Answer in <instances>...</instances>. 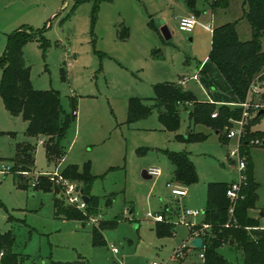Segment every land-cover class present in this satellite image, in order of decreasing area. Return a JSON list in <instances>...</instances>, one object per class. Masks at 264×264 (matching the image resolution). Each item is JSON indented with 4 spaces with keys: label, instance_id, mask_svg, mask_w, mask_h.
Returning <instances> with one entry per match:
<instances>
[{
    "label": "rangeland",
    "instance_id": "rangeland-1",
    "mask_svg": "<svg viewBox=\"0 0 264 264\" xmlns=\"http://www.w3.org/2000/svg\"><path fill=\"white\" fill-rule=\"evenodd\" d=\"M169 1L101 0L94 10V0L82 1L74 8L75 0H0V54L7 33L16 26H45L46 49L37 40H29L23 47L30 82L36 89L57 90L65 111L70 110L72 97L76 104V119L63 142L66 156L57 165L49 163L42 143L28 137L34 146L35 162L33 172L24 180L34 185L40 176L48 178L42 172H60L68 164L81 168L88 162L90 172L96 175L92 193L99 196L97 214L63 220L54 218L53 190L17 187L10 172V158L15 143L27 137L26 121L21 115L7 113L0 97V170L6 172H0V231L11 229L15 236L11 249L22 258V264H50L52 260L73 261L78 257L90 264L200 263L197 249L187 248L183 255L178 254L190 230L175 222L182 206L203 211L208 182L237 178L235 163L227 155L236 149L237 137L222 141L213 130L197 125L195 131L209 133L205 140L175 139V134H185L189 124L182 107L176 132L163 129L155 109L145 119L126 121L129 97L148 98L147 103L152 104L155 83L176 80L185 72L193 74L194 60L202 62L205 54L206 76L198 75L200 82L191 79L189 86L199 99L211 95L210 83L216 93L228 98L225 80L208 60L209 31L203 27L210 25L209 13L190 11L199 15L194 29L199 33L181 32L174 20L180 10ZM224 11L218 9L219 14ZM148 14L157 25L167 20L170 38L165 39L148 26ZM121 23L128 27L126 38L116 31ZM241 35V39L246 37L244 32ZM261 44L264 50V36ZM154 49H158L156 53ZM61 68L65 79L61 78ZM251 126V130L264 131V116ZM232 127L233 122L228 130ZM8 131L15 135L11 137ZM251 145L259 186L256 206L249 215L264 227V145L261 141ZM166 148L185 150L195 165L198 180L185 187L187 196L183 199L173 197L166 185L172 167L160 150ZM151 167L159 168L160 175L144 178L142 171ZM159 212L174 225L170 236L158 237L154 232L153 223L159 221L151 220L147 213ZM114 219L115 227L102 233L105 243L94 246L91 228L100 221ZM111 246L117 248L116 253ZM219 251L230 264H243V254L233 244H225Z\"/></svg>",
    "mask_w": 264,
    "mask_h": 264
},
{
    "label": "trees",
    "instance_id": "trees-1",
    "mask_svg": "<svg viewBox=\"0 0 264 264\" xmlns=\"http://www.w3.org/2000/svg\"><path fill=\"white\" fill-rule=\"evenodd\" d=\"M85 0H75L73 8ZM101 0H94V10ZM188 9L200 12L196 8L197 0H184ZM209 9L213 14L218 9H225L233 17L232 21L211 28V44L208 60L219 70L230 90L236 98V105L219 104L208 100H198L195 95L182 87L178 82L164 81L153 85L152 104L148 98L132 96L127 102V123H132L149 116L152 109L156 110L157 118L163 129L176 132L179 128V113L186 112L189 124L185 134H175V139L183 142L203 141L208 133L195 131V126H205L227 140V131L233 120L241 118L243 108L239 103L247 101L250 117L245 123L244 134L240 138V149L246 159V179L240 184L239 194L235 200H230L226 190L230 182L210 181L206 187V203L203 208L202 222L208 227L199 232L203 240L202 252L204 258L199 264H230L220 253L222 245L233 241V247L243 254V264H264V227L249 215L258 199V182L254 177L253 161L250 156L251 140L258 139L264 145V131L251 130V125L264 116L259 113L264 110V50L261 39L264 36V0H209ZM198 15V14H195ZM245 24L249 36L241 39L240 25ZM240 23V24H239ZM148 26L157 30L152 20ZM127 29L123 27V31ZM45 26L33 29L31 26H21L7 34L6 44L0 55V97L4 108L10 115H21L26 121L24 134L30 137L42 135L45 137L43 146L49 163L57 164L66 154L64 140L70 125L76 119V104L71 98L70 110L62 109L59 93L55 89H36L29 79V67L23 57V47L29 40H37L46 49L48 42L44 35ZM118 35L124 38L122 30ZM158 49H154L156 53ZM61 78L65 79L61 68ZM252 81L258 82L261 90L258 94L249 92ZM254 107V109H253ZM212 113H216L212 117ZM255 113V114H254ZM254 114V115H253ZM3 133V132H0ZM13 134V132H9ZM172 165L174 184L187 187L197 182L195 165L185 150L173 151L160 149ZM10 169L17 187L31 186L24 177L32 173L34 168V146L27 141L15 144V153L11 157ZM60 175L76 182L82 194L88 196L83 210L65 202L61 188L51 182L46 176H40L39 181L32 185L43 190H53V215L57 219H85L98 213L99 196L91 193L92 184L96 178L90 172L89 163L81 168L76 164L66 165ZM229 209H232L231 213ZM164 213V212H163ZM162 218H164L163 214ZM14 218L9 215V220ZM170 219H162L154 224L158 237L170 236L174 225ZM117 220L100 221L98 226L90 230L94 246L105 243L103 231L115 227ZM15 236L11 231L0 233V263L22 264V258L13 252ZM191 249V248H189ZM50 264H90L83 257L73 261H54Z\"/></svg>",
    "mask_w": 264,
    "mask_h": 264
},
{
    "label": "built area",
    "instance_id": "built-area-1",
    "mask_svg": "<svg viewBox=\"0 0 264 264\" xmlns=\"http://www.w3.org/2000/svg\"><path fill=\"white\" fill-rule=\"evenodd\" d=\"M196 24H197V16L193 13H188L186 15L180 16L177 19V28L181 32L190 33ZM205 27L210 28V25H205ZM194 78H196V76H194ZM248 90L251 94H258L261 90V87L258 84V82L252 81L249 85ZM238 105H240L243 108L241 118L232 121L234 123V127L230 128L226 135L227 138L236 136L238 139L236 149L229 151L227 154L228 157L230 158L229 161L235 163V168L237 171V178L230 182L226 190V195L230 200H235L238 197L240 184L243 183L246 179V169H247L245 155L242 154L240 149V138L244 134L245 123L250 117V108L252 109V107L247 101L239 103ZM215 115L216 113H212V117ZM258 143H260V140L258 139L250 141V144H258ZM146 173L151 177L159 176L160 169L156 167H151L146 171ZM46 174L48 175V179L51 182H53L55 185H58L61 188V192L63 194L66 203L73 205L81 210L85 208L86 202L83 201L82 193L79 189V185L76 182L63 178L60 175V173L57 171L49 172ZM166 185L170 189L172 196L175 198H181L183 196H186L187 194L186 188L184 186H180L172 182H167ZM231 211L232 209H229L230 213ZM147 216L151 220H155V221H161L163 219L160 213H155V214L147 213ZM200 216H203V211L197 209H188L183 206L181 207L180 214L175 224L178 223L187 226L188 229L190 230V236L186 239L185 242H183V244L180 247H178L179 255L184 254L183 253L184 249L187 248L194 249L188 245L189 239L195 236H199L198 235L199 232H201L203 229L208 227V225L203 222H201V224L198 225L199 223L197 222L196 219ZM197 225L199 227H195ZM111 249L114 253L117 252L116 247L111 246ZM197 250H198V257L200 260H202L204 258L202 248ZM152 264L155 263L153 262Z\"/></svg>",
    "mask_w": 264,
    "mask_h": 264
},
{
    "label": "crops",
    "instance_id": "crops-1",
    "mask_svg": "<svg viewBox=\"0 0 264 264\" xmlns=\"http://www.w3.org/2000/svg\"><path fill=\"white\" fill-rule=\"evenodd\" d=\"M183 1V5L184 6H181V2L179 1V0H170L169 2L170 3H174L176 6H177V8H179V10H180V12L178 13V15L177 16H175L174 17V20L176 21V23H177V19H178V17H180V16H183V15H186V14H188L191 10L190 9H188V7L186 6V4H185V2H184V0H182ZM208 1L209 0H197V3H196V8L198 9V10H200V12L201 11H207L208 13H209V21H210V28H207V27H203L204 29H206V30H208L209 31V34H208V52H207V54L209 53V50H210V44H211V27L212 26H214V25H219V24H222V23H225V22H229V21H232L233 20V17L231 16V14L230 13H228L227 11H224V12H221V14H219V13H215V14H213L212 12H211V10L209 9V6H208ZM167 2H168V0H164V3H166L167 4ZM10 3V1L7 3V4H9ZM6 4V5H7ZM5 5V6H6ZM198 5H200V7H198ZM184 7V8H183ZM200 12H199V14H200ZM219 14V15H218ZM197 17L199 16V15H196ZM229 18H232V19H229ZM7 19V18H6ZM152 20V22H153V24L156 26V28H157V30H155V29H153V28H151V29H153V30H155V31H157V32H159L160 34H161V36H163L162 35V33H161V31H160V28L162 27V26H166V23H167V20L165 19V20H162L161 21V24L160 25H157L155 22H154V20L152 19V16H151V14H148V21L149 20ZM7 20H9V19H7ZM6 20V21H7ZM5 21V22H6ZM241 23V22H240ZM239 23V24H240ZM5 26H7V25H4V27ZM21 26H31V25H26V24H21V25H18V26H16L15 28H13V30L14 29H17V28H19V27H21ZM123 27H126V25L125 24H123V23H121L118 27H116V31L118 32V30H122V33L125 35V37L124 38H126V37H128V27H126V29H127V33H126V30H124L123 31ZM120 28V29H119ZM167 28V27H166ZM178 29V28H177ZM195 29V27L193 28V30L190 32V33H192V34H198L199 33V30H194ZM12 30V31H13ZM240 31H242V32H244V35L247 37V36H249V30H248V28H247V26L245 25V24H243V23H241V25H240ZM167 32H168V29H167ZM10 33V32H9ZM8 34V33H7ZM168 34H169V32H168ZM170 35V34H169ZM165 38V37H164ZM169 38H170V36H169ZM166 39V38H165ZM168 39V38H167ZM0 40H1V36H0ZM4 50V49H3ZM3 52V51H2ZM2 54V53H1ZM0 54V55H1ZM24 57V56H23ZM196 59V58H195ZM206 59H207V55L205 54L204 56H203V61L201 62V61H199V60H194V63H195V68H196V70L194 71V73L193 74H190L189 72H185L184 74H181V75H178L177 76V79L176 80H170V81H174V82H178V83H180L181 85H182V87L184 88V89H187V90H189V91H191L192 93H193V90L191 89V87L189 86V81L191 80V79H193V80H195V81H199V77H198V75H204V76H206V73H205V71H204V68H205V65H206V63H204V61H206ZM217 68V67H216ZM194 76H196V78H194ZM223 77V76H222ZM224 79V78H223ZM225 80V79H224ZM166 81H169V80H166ZM161 82H164V81H161ZM200 82V81H199ZM226 82V81H225ZM227 84V83H226ZM210 86H211V95H209L206 99H199V98H197L196 96V98L198 99V100H208V101H211V102H214L215 104H227V105H236V98H235V96H234V94L232 93V91L230 90V88H229V86H228V84H227V87H228V98H226L225 99V97H222L219 93H216L215 91H216V87L215 86H213V84H211L210 83ZM204 88V87H203ZM205 89V88H204ZM205 92H207L208 93V91L207 90H205ZM216 93V94H215ZM194 94V93H193ZM209 94V93H208ZM6 110V109H5ZM8 113V112H7ZM76 116H77V113H76ZM9 132H13V134H11V133H9ZM15 132L14 131H8V134L12 137V136H14L15 134H14ZM216 133V132H215ZM209 134V133H208ZM28 137H30V136H27L26 138H24V139H22V141H27V142H30L31 143V141L29 140L30 138H28ZM34 138H37L38 140H39V142H41L42 143V145H43V141L45 140V137L44 136H42V135H39V136H37V137H34ZM22 141H19V142H22ZM17 143V142H16ZM15 143V144H16ZM32 144V143H31ZM33 145V144H32ZM168 149V148H167ZM14 153H15V145H14ZM14 153H13V155H14ZM12 155V156H13ZM165 155V154H164ZM65 156H66V154H65ZM64 156V157H65ZM63 157V158H64ZM62 158V159H63ZM11 159V158H10ZM61 159V160H62ZM58 163V162H57ZM53 164V163H52ZM55 165H57V164H55ZM172 166V165H171ZM53 171H58L57 169H54V170H52V171H45V172H42V173H40V174H43V173H49V172H53ZM146 171V170H145ZM0 172L1 173H6V172H2L1 170H0ZM11 172V171H10ZM170 181H171V178H172V167L170 168ZM149 178H151V176L149 177ZM14 180V179H13ZM32 186V185H31ZM33 187V186H32ZM91 193H92V188H91ZM93 194V193H92ZM93 195H95V194H93ZM96 196H98V195H96ZM186 196H187V194H186ZM186 196H183V197H181L182 199L183 198H185ZM181 198H176V199H181ZM53 207V206H52ZM159 213H161V212H159ZM55 218V217H54ZM63 220H65V219H63ZM197 222L198 221H201L202 220V216H200V217H198L197 219ZM261 227V226H260ZM153 229H154V223H153ZM6 231H11V229L9 228V229H3V231H0V233H3V232H6ZM155 232V231H154ZM166 237V236H165ZM188 237H189V235H188ZM229 245H232V244H229ZM223 246V245H222ZM220 249V248H219ZM1 253V252H0ZM0 257H1V254H0ZM1 264V263H0Z\"/></svg>",
    "mask_w": 264,
    "mask_h": 264
},
{
    "label": "water",
    "instance_id": "water-1",
    "mask_svg": "<svg viewBox=\"0 0 264 264\" xmlns=\"http://www.w3.org/2000/svg\"><path fill=\"white\" fill-rule=\"evenodd\" d=\"M160 31H161L162 35L166 39L169 38L170 35L167 32L166 26H162L160 28ZM259 113H264V110H260ZM142 176L144 178H149L150 177V175H148L145 170L142 171ZM82 199H83L84 202H87L88 196L82 194ZM202 244H203V240H202V238L200 236L192 237L188 241V245L191 246L194 249H200V248H202ZM229 244H233V241L232 240H229Z\"/></svg>",
    "mask_w": 264,
    "mask_h": 264
}]
</instances>
